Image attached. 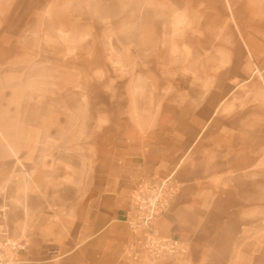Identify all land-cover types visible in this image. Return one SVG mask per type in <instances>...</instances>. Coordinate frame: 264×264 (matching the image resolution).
<instances>
[{
  "label": "rangeland",
  "instance_id": "obj_1",
  "mask_svg": "<svg viewBox=\"0 0 264 264\" xmlns=\"http://www.w3.org/2000/svg\"><path fill=\"white\" fill-rule=\"evenodd\" d=\"M139 78L152 79L160 96L169 87V97L185 90L190 118L206 128L189 171L149 178L138 190L131 216L137 244L124 249L125 258L166 264L185 256L183 264H195L203 254L205 264H227L228 234L221 246L207 241L213 232L187 228L222 222L231 207L228 198L219 202L221 191L228 195L223 184L246 164L236 149L264 143L236 134L245 115L264 112V0H0V130L14 133L11 139L39 113L75 107L70 97L109 94L110 111L124 112ZM87 106L92 112L96 105ZM219 174L222 190L210 184ZM192 178L206 181L197 212L181 208L198 191L184 184ZM168 215L178 229L170 235Z\"/></svg>",
  "mask_w": 264,
  "mask_h": 264
},
{
  "label": "crops",
  "instance_id": "obj_2",
  "mask_svg": "<svg viewBox=\"0 0 264 264\" xmlns=\"http://www.w3.org/2000/svg\"><path fill=\"white\" fill-rule=\"evenodd\" d=\"M142 79H134L124 112L110 111L115 97L109 94L70 97L75 107L39 113L34 122L23 123L18 138L0 130V264H149L124 255L137 244L131 222L135 196L149 178L167 180L179 167L189 171L193 145L206 124L190 118L185 90L169 97V87L160 96L163 90L152 79ZM89 104L96 105L92 112ZM236 134L264 137V112L245 115ZM235 152H245L243 169L231 170L228 184L222 174L210 180L216 189L229 187L218 198L231 203L223 223L187 229L213 232L207 241L221 246L228 234L227 264H264V143ZM205 183L201 178L184 183L198 188L181 204L184 211L197 210ZM175 223L168 215L169 235L178 230ZM206 258L202 254L195 264Z\"/></svg>",
  "mask_w": 264,
  "mask_h": 264
},
{
  "label": "built area",
  "instance_id": "obj_3",
  "mask_svg": "<svg viewBox=\"0 0 264 264\" xmlns=\"http://www.w3.org/2000/svg\"><path fill=\"white\" fill-rule=\"evenodd\" d=\"M138 199V198H137Z\"/></svg>",
  "mask_w": 264,
  "mask_h": 264
}]
</instances>
